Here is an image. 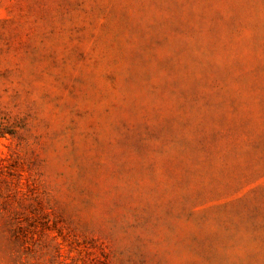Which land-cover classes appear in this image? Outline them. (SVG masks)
<instances>
[{"label": "rangeland", "instance_id": "1", "mask_svg": "<svg viewBox=\"0 0 264 264\" xmlns=\"http://www.w3.org/2000/svg\"><path fill=\"white\" fill-rule=\"evenodd\" d=\"M0 264H264V0H0Z\"/></svg>", "mask_w": 264, "mask_h": 264}]
</instances>
